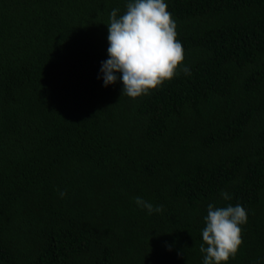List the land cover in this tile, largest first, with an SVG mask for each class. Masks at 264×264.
Listing matches in <instances>:
<instances>
[{
  "label": "trees",
  "instance_id": "trees-1",
  "mask_svg": "<svg viewBox=\"0 0 264 264\" xmlns=\"http://www.w3.org/2000/svg\"><path fill=\"white\" fill-rule=\"evenodd\" d=\"M127 3L0 0V264H203L209 203L264 264V0H165L189 74L135 99L100 72Z\"/></svg>",
  "mask_w": 264,
  "mask_h": 264
},
{
  "label": "clouds",
  "instance_id": "clouds-1",
  "mask_svg": "<svg viewBox=\"0 0 264 264\" xmlns=\"http://www.w3.org/2000/svg\"><path fill=\"white\" fill-rule=\"evenodd\" d=\"M118 11H111L107 24L108 59L101 62L100 68L105 87L120 80L122 94L135 99L173 79L178 71L189 74L186 67L181 68L184 49L165 0H128L125 12L118 16ZM221 196L231 199L226 191ZM135 203L149 214L163 211L162 205L154 207L140 197ZM203 221V264H227L242 244L241 225L247 223L245 208L209 203Z\"/></svg>",
  "mask_w": 264,
  "mask_h": 264
}]
</instances>
